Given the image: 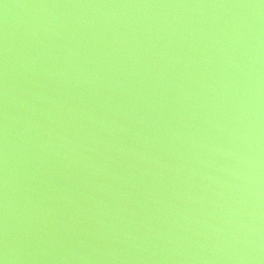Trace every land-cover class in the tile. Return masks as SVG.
Masks as SVG:
<instances>
[{"label":"water","instance_id":"1","mask_svg":"<svg viewBox=\"0 0 264 264\" xmlns=\"http://www.w3.org/2000/svg\"><path fill=\"white\" fill-rule=\"evenodd\" d=\"M0 264H264V0H0Z\"/></svg>","mask_w":264,"mask_h":264}]
</instances>
